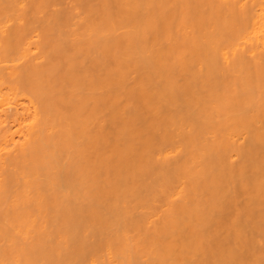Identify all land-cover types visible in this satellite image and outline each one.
<instances>
[{"label": "bare ground", "instance_id": "1", "mask_svg": "<svg viewBox=\"0 0 264 264\" xmlns=\"http://www.w3.org/2000/svg\"><path fill=\"white\" fill-rule=\"evenodd\" d=\"M0 264H264V0H0Z\"/></svg>", "mask_w": 264, "mask_h": 264}]
</instances>
